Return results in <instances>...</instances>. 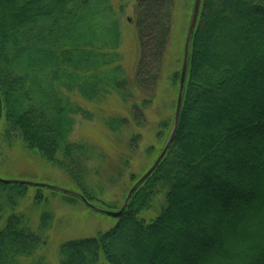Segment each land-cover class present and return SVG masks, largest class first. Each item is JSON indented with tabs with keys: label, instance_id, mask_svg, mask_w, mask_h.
Returning <instances> with one entry per match:
<instances>
[{
	"label": "trees",
	"instance_id": "16d2710c",
	"mask_svg": "<svg viewBox=\"0 0 264 264\" xmlns=\"http://www.w3.org/2000/svg\"><path fill=\"white\" fill-rule=\"evenodd\" d=\"M119 3L0 0L4 138L11 144V133H19L24 146L78 184L90 177L91 146L70 140L74 115L82 111L62 88L73 92L81 85L80 94L97 101L118 94L130 100V116L111 117L107 126L117 135L140 127L171 39L174 0H137L141 51L129 76L119 47ZM184 43L169 77L175 96L172 114L159 124L162 145L174 124ZM189 50L180 118L165 156L116 224L62 243L58 264H264V0H201ZM138 93L149 98L138 103ZM139 136L130 135L131 156ZM154 151L153 146L147 153ZM32 187L39 189L33 205L47 204L44 187L0 182V264H52L41 248L48 243L53 212L44 211L34 227L17 210ZM160 187L165 190L160 212L151 219L141 216L155 210ZM84 190L79 194L92 203L94 195Z\"/></svg>",
	"mask_w": 264,
	"mask_h": 264
},
{
	"label": "rangeland",
	"instance_id": "374dc122",
	"mask_svg": "<svg viewBox=\"0 0 264 264\" xmlns=\"http://www.w3.org/2000/svg\"><path fill=\"white\" fill-rule=\"evenodd\" d=\"M115 4L120 0H112ZM195 0H174L173 26L171 39L166 53L160 81L154 91L152 104L143 110L144 123L140 127H131L122 134L113 133L106 121L116 115L130 116L131 102L121 100L118 94H107L105 99L97 101L83 97L81 85L73 92L62 90L70 97L74 105L81 107V111L74 115L75 124L70 134V140L87 142L91 146L90 158L87 166L90 177L81 184L71 179L59 166L42 158L36 151L24 146L19 133L12 132L14 140L8 144L3 135L4 127L0 126V177L7 180H25L55 185L77 193L84 192V188L94 195L92 203L109 210H119L135 184L134 180L148 170L162 150L164 143L157 137L161 120L172 114V100L175 90L170 84L169 77L177 68V61L181 56L184 38L188 32ZM137 0H121L118 17L121 28L120 54L125 70L133 77L139 61L140 42L134 25L135 6ZM186 41V40H185ZM185 46V43H184ZM145 95V96H144ZM137 94L136 100L149 98L147 94ZM85 111V112H83ZM139 133L138 143L133 141L129 150L128 140L133 133ZM155 147L151 154L147 150ZM157 149V150H156ZM131 156V157H130ZM131 158L128 166L124 163ZM119 173H122L119 176ZM134 176V179H133ZM111 179V180H109ZM38 188H29L27 197L20 200L17 210L25 211L31 218L32 225H39L40 216L46 210L53 212L52 226L48 231L49 240L41 248L42 255L52 264L59 263L60 246L65 241L97 235L112 228L117 217L91 210L81 201L70 202L61 193L44 187L40 192L48 203L33 205L32 197L37 195ZM39 193V192H38ZM155 210L144 211L141 216L151 219L160 212L165 204V190L159 188L154 196ZM153 214V215H150Z\"/></svg>",
	"mask_w": 264,
	"mask_h": 264
},
{
	"label": "water",
	"instance_id": "95a60500",
	"mask_svg": "<svg viewBox=\"0 0 264 264\" xmlns=\"http://www.w3.org/2000/svg\"><path fill=\"white\" fill-rule=\"evenodd\" d=\"M200 5H201V0H195L194 8H193L192 16L190 19V24H189L187 36H186L185 46H184V58H183L182 73H181V80H180V90H179V95H178V100H177V106H176L174 124H173L172 131H171L170 136L167 139L165 145L163 146L161 152L159 153V155L157 156V158L153 162V164L148 168V170L131 187L121 209L109 210L106 208L98 207V206L94 205L93 203L89 202L82 194H79L77 192H74V191H71L68 189H64V188H61V187H58L55 185L32 182V181H25V180H19V179L18 180H7V179H3L1 177H0V182H3V183H20V184H28L31 186L48 187V188L56 190V191H60V192L68 193V194H73V195L80 197L91 210L102 212V213H105V214L111 215V216H116V217L120 216L125 211L128 203H129V200L131 199L134 192L143 183V181L155 170V168L158 166L160 161L165 156V154L168 150V147H169V145L173 139L174 133L177 129L179 118H180V113H181V108H182L183 94H184V88H185V80H186L188 61H189V53H190V50H189L190 49V43H191V39H192V36L194 34V31H195V27H196L198 15H199V10H200Z\"/></svg>",
	"mask_w": 264,
	"mask_h": 264
}]
</instances>
